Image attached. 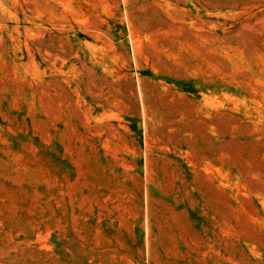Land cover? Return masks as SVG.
<instances>
[{
	"label": "rangeland",
	"instance_id": "rangeland-1",
	"mask_svg": "<svg viewBox=\"0 0 264 264\" xmlns=\"http://www.w3.org/2000/svg\"><path fill=\"white\" fill-rule=\"evenodd\" d=\"M0 264H264V0H0Z\"/></svg>",
	"mask_w": 264,
	"mask_h": 264
}]
</instances>
